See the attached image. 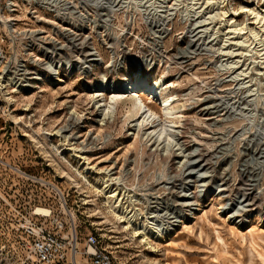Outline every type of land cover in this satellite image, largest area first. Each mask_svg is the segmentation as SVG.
<instances>
[{"label":"rangeland","instance_id":"obj_1","mask_svg":"<svg viewBox=\"0 0 264 264\" xmlns=\"http://www.w3.org/2000/svg\"><path fill=\"white\" fill-rule=\"evenodd\" d=\"M128 1L54 0L51 12H38L48 24L34 19L28 2L13 15L4 11L19 20L13 44L0 24L11 63L41 57L52 72L25 93L1 84L0 264H37L21 227L41 220L33 213L38 208L61 210L58 190L75 212L81 252L98 233L122 264H264V38L246 33L250 48L258 47L247 52L245 39L225 36L219 20L210 40L194 36V23L180 15L187 2L159 26ZM222 5L245 32L260 27L242 8L264 11V0ZM139 81L163 86L177 100L170 138L146 135L152 129L136 126L140 116L130 118L127 105L112 103L109 114L98 107L108 106L111 94L108 88L98 97L96 85ZM60 129L76 138L92 170L56 150L71 148L57 137ZM106 180L123 200L116 212ZM125 211L138 216L134 227ZM139 224L154 231L149 245L136 237ZM157 228L173 229L156 239Z\"/></svg>","mask_w":264,"mask_h":264},{"label":"bare ground","instance_id":"obj_2","mask_svg":"<svg viewBox=\"0 0 264 264\" xmlns=\"http://www.w3.org/2000/svg\"><path fill=\"white\" fill-rule=\"evenodd\" d=\"M24 1H28V0H24ZM53 1L54 0H50L51 6H52ZM127 1L128 0H125V2H127ZM130 1L138 2V4H139L138 7L137 6L135 7L137 9L138 8L139 9L145 8L144 13H146V15H148V18H150L153 23H155L156 25H159V26H165L166 22H168L170 19H172L175 16V14H179V12H178V11H180L179 7L182 6L183 4H186V2H187V5H184V8H183L184 10L182 12H180V15L182 14L183 18L186 21L194 23L192 25V32H193V34L196 33V34H194V36L197 35L198 37L200 36L201 38L207 37V40L211 39L210 38L211 36L209 34L211 32V35H212V33L214 31L213 29L215 27L214 21H216V20H219L220 24L222 22H225L226 27H228V30L225 33V36H233L232 39H235V38H237V39L239 38L241 40L243 38L245 39L248 37V36L245 37L246 33L252 34L251 36H253L256 39L257 38L260 39V42L264 38V15H263L264 11H259L258 8H256V9H250V8H246V7L242 8L243 10H245L244 12L251 13V15H253L254 19L256 20L257 25H260L259 28H254V29L249 30L248 32H245V29L247 30L248 28H246L244 26L242 27L243 24L242 25L240 23L238 24L234 18H230V16H228V12L224 11L223 8H220V5L224 4L225 0H130ZM171 2H174V3H173V5L169 6V3H171ZM136 5H137V3H136ZM203 5L208 6L210 10L208 12H206L207 7L203 8ZM197 6H200V7H197ZM2 11H3L2 6L0 5V18H1ZM141 11L143 12V10H141ZM182 15H181V17H182ZM228 17H229V19H228ZM226 18H227V20H226ZM3 26H6V24H4ZM198 29H200V30L198 31ZM217 34H218V32L215 33V36ZM229 38H231V37H229ZM196 39H198V38H196ZM248 39H245L243 41V43L245 42L243 46H244L246 51L248 50V48L251 49L250 48L251 46H249L247 44V41H246ZM210 42L212 43V40ZM258 42H259V40H258ZM237 45H238V42H237ZM239 47H238V49H239ZM257 48L258 47L255 46L254 48L251 49V51H253V50L257 51L258 50ZM225 49H227V48H225ZM259 50H261V48H259ZM251 51H250V53H251ZM220 52L224 55L230 54V52H228V51L225 53L224 48H221ZM94 53L90 54V58H91L90 62L97 63L98 60L96 59V54H94ZM222 54H221V56H222ZM262 55L264 56V54H262ZM221 67H226V64L222 63ZM229 67L231 68L230 65H229ZM246 71H247V69H246ZM243 74H244V72H243ZM0 79H3L4 83L7 86L16 84L14 82V80H16V78H12L11 75H8L5 78V77H1V74H0ZM2 85H4V84L2 83ZM108 88H109V91L111 94L110 104L108 106L100 104L98 107H103L104 110L107 111L109 114V110H111L113 108L112 103L117 104V105L118 104L127 105L128 116L130 118L140 116L138 118V120L135 121V122H137L136 126H140V128L148 126L149 130L152 129L151 132L145 133L146 135H149V137L152 135L158 136V139L164 135H166L169 138L172 136V130H173L175 122L168 120V119L170 117H174V115H175V110H176L175 103L177 102V100H175L174 96H171V97L168 96V94H167L166 90H164L163 86L160 88V87H157L156 85H151L149 83H146V81H139V82L130 83V84L129 83L124 84L122 82H120V83L114 82L112 87H108L107 84L106 85H104V84L103 85H96L94 93H96L95 95L100 97V96H102L101 92H103L105 89H108ZM123 89H127V91L124 92ZM137 90H139L141 93H135ZM130 91H131V93H130ZM129 94L131 95V97H129L130 96ZM102 98L103 99L100 101H104V97H102ZM124 98H126V99H124ZM150 99H154L155 101H158L157 104L159 105L158 106L159 108H157L156 106L155 107L150 106L149 105V103L151 102ZM100 101H97L96 103L98 104V103H100ZM161 117H164V121H162ZM140 119H141V122H140ZM65 131H66L65 129L64 130L60 129L59 131L56 132V135H58L57 137L64 139L65 142L68 144V146H70L71 148L70 149H62L61 147L60 148L56 147V150L60 154H63V152H65V151H69L72 153L71 157L84 160L82 167H84V170L86 171V173L89 172L93 168L89 167L90 164L87 163V161L89 159L87 158V156L83 155L86 152H82V149H78L77 147H75L74 141L76 140V138L72 135H68L67 134L68 132L66 133ZM153 138L154 137H152V139ZM156 142H157V140H156ZM54 161L57 162V160H54ZM79 174H80V176H83L82 173H79ZM82 178L86 179L84 176ZM63 179H66L70 183L76 182L75 179L72 176H70L69 174H65L63 176ZM109 181L110 180H106V183H105L106 184L105 189L110 187L109 191L106 190L107 191L106 192L107 199H108V203L111 205L112 210L116 212L117 208H119L122 205L123 200H121L119 198L118 193L113 188H112L113 190L111 189V184L109 183ZM245 202H247V201L245 200ZM245 202H243V203H245ZM243 203H241L243 207H248L250 205V203L245 204V205H243ZM243 212H245V211H243ZM35 214L39 215V216H45L46 217L50 214V212H49V210L38 208L36 210ZM122 215H123L122 218H125L126 221H128V224L132 225V227H134L135 223L137 222L138 216L135 213H128L127 214L126 211L124 213H122ZM138 226H139V228L136 230L137 231L136 237L142 236L143 243H146L149 245L150 244V237L153 235L152 233H154V231L153 232L149 231L148 224L147 225L146 224H142V225L139 224ZM159 229L160 228L156 229V233H155L156 239L164 238L167 234L171 233L173 228H168V229L163 228L161 231Z\"/></svg>","mask_w":264,"mask_h":264},{"label":"built area","instance_id":"obj_3","mask_svg":"<svg viewBox=\"0 0 264 264\" xmlns=\"http://www.w3.org/2000/svg\"><path fill=\"white\" fill-rule=\"evenodd\" d=\"M24 0H0V5L3 2L5 4L0 18V24H6L8 26L7 35L11 44L18 41L16 36V26L19 22L18 19L10 17L7 19L4 15L6 10L9 15H13L18 12V3ZM31 3L32 14L34 19L39 18L40 23H49V20L44 19L38 15L41 11L44 14L51 12L50 0H28L24 1ZM43 39V38H42ZM46 37L44 41H46ZM3 40L0 39V74L1 77H7L11 75L12 78H16V83L13 92L25 93L27 91L36 90L44 82L48 73L52 72L47 67V63L43 60L45 58H38L31 61H19L15 64L11 63L14 52L6 50L3 44ZM4 84L3 79H0V90H5L1 84ZM6 87V86H5ZM60 198L61 210L55 211L49 208L50 214L48 216L36 215V211L33 213L41 220L29 219L22 227L23 234L27 237V247L32 257L37 264H82L79 260L80 256L85 260V264H122L117 261L114 253L106 246H104L99 234L92 233L86 239V245L83 252L80 251L78 233L75 223V212L72 208L68 207L61 191L58 190ZM254 212V211H252ZM240 214L238 224L243 225V221ZM255 214L252 217L245 218L250 221L257 217ZM67 220V221H66ZM163 228H160L161 231ZM80 261V262H79Z\"/></svg>","mask_w":264,"mask_h":264}]
</instances>
